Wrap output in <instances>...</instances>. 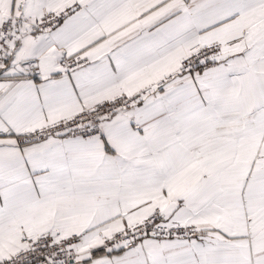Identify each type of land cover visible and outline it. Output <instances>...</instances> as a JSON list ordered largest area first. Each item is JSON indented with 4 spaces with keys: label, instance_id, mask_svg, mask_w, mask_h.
I'll return each mask as SVG.
<instances>
[{
    "label": "snow or ice",
    "instance_id": "6c2138e0",
    "mask_svg": "<svg viewBox=\"0 0 264 264\" xmlns=\"http://www.w3.org/2000/svg\"><path fill=\"white\" fill-rule=\"evenodd\" d=\"M0 264H264V0H0Z\"/></svg>",
    "mask_w": 264,
    "mask_h": 264
}]
</instances>
